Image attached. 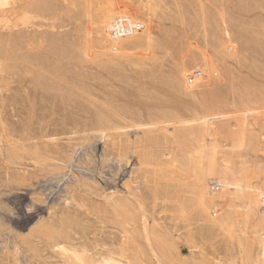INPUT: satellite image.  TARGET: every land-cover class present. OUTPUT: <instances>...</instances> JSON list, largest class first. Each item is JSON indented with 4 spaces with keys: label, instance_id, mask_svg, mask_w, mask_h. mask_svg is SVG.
Wrapping results in <instances>:
<instances>
[{
    "label": "bare ground",
    "instance_id": "1",
    "mask_svg": "<svg viewBox=\"0 0 264 264\" xmlns=\"http://www.w3.org/2000/svg\"><path fill=\"white\" fill-rule=\"evenodd\" d=\"M41 1L43 2L44 0H36L35 1L36 4L34 3L31 6H33L35 9H38L37 11H40L41 14L43 15V12L46 10L44 5L46 4H43ZM59 1L61 0H55L56 3H58ZM114 1L115 0H73V1L71 0V5L77 3L74 12H76L78 16L85 17L86 20L88 21L87 24L90 23V20L94 22L96 28L95 32H93L94 37L91 36L92 31H90L88 27L85 28L86 30L84 29L85 33H81L78 31L75 34H68L69 32L68 30L66 31L67 35L63 34L65 33L63 31L62 34L59 32L60 34L53 35L52 37L49 36L50 38L49 39L47 38L46 40L41 39L42 34L44 36H48L49 33H51L52 35V33L55 32H49L46 30L47 31L46 33L43 30L44 32L43 31L40 33L37 32V34H39L40 36L39 40L41 39L40 42L37 40L38 37L34 38L33 35H31V33L29 34L30 36L24 34H23L24 36L21 35L22 37L19 36L20 38H22V40H20V38L18 40L22 41L23 44H25L26 47H28L27 50L29 52L32 51V53L38 55V57H36L37 55L35 56L34 54L32 55L28 53L31 55L29 58L27 57V53H26L25 58L27 62H29L32 66L36 68V69L33 68L35 72L30 71V74L33 76L31 77L33 78L31 81L33 82L34 80L38 79L39 81L38 80L37 81L40 83L39 84L35 83L37 88L39 87L36 90L39 91L38 92L35 91L36 93L35 96L34 93L32 92L33 97L30 95L32 99L30 98L28 99L31 103L30 108L32 109L31 111L33 115L28 114L26 117H29L28 118L29 120L26 122L23 120H19L17 122L12 121L10 113L6 111L7 107H9L10 105L15 106V104L18 102L20 98L17 99L16 95L19 92L17 93V91H13L12 93L13 95L10 94L9 95L10 97L7 96L6 98L5 97L2 98L0 96V189H1L0 190V213H1L0 214V264H38V263L39 264H134V248L127 249L128 246L126 247V245H128L133 241L132 240L133 236L128 232L123 231L122 232L123 234L120 233V235L116 233V234H112L109 237L105 236V240L103 239L104 240L103 241L101 240L102 233L100 231H97L96 233L92 232V236H93L92 239L88 238V236L91 234L88 231L90 230L91 224L93 223L90 222L91 220L86 219L83 216V214H80L82 217L79 216L76 207L80 208L81 209L80 211L83 210L89 211L87 203L86 202L84 203V201H86L85 198L89 200L90 199L89 195L91 194L96 195V191L102 190L103 187L101 185V182H99L96 178L94 177L86 178L87 173L86 175H84L83 172L78 170L74 171V172H78L77 173L78 175H75V181L69 183L67 181L68 180L67 172H71L70 174H72L74 169L86 170L88 169L87 168L88 166H90L93 163H96V158H95L96 155H94V152L93 155L91 156L81 152L85 149L83 147V144L85 142L90 141L91 140L90 136L93 135L92 137L94 140L103 141L104 151L102 150L103 153L101 155L99 154L102 165L107 164V166H111V165L114 166L115 164V166H118L117 167L118 168L117 172H118L120 171L119 168L121 163H123V165L125 166H128L129 163L135 159V161L137 162L136 163L137 166L136 168H138L137 170H141L144 175L148 176V174H146L147 170H145V168L147 166L149 159H151L153 155L149 156L148 153H145L142 147H140V145H138L137 141L135 142L134 139L133 142L131 141L130 130H134V126H138L136 127V129L139 130V128H143V127L146 128L147 126L154 125L155 123L156 124L159 123L162 126L164 124H170L168 122L180 124L183 121V119L180 113L177 112L179 110L174 108L169 109V107L171 106L167 104L172 97L173 98L179 97V95H184L194 100L196 105H193V107H189V105H187L188 107H185L186 105H184L183 108H186L188 110H193L192 111L193 114L190 116L195 118L198 124L196 128H189V127L180 128V129L176 128V130L178 131L175 130L174 133L180 136L183 140H186L187 142L189 141L195 142L197 147H199L198 152H204V154L207 153L205 151L209 149V145H211L210 144L211 142L210 143L207 142V137L215 136L217 133L215 129L213 130L212 127V122L216 119V116L212 109L214 108V106H216V102H214L215 101L214 98L210 100H206L205 97V96H209L206 95L208 91L209 92L212 91V89H209L211 88V86L210 83L208 84L206 76L210 75L211 77V75H213L214 70L217 69L216 67L218 66V65L216 66V64H218L219 61L224 59L222 55L223 52L228 51V56L234 58L238 54V50H236L237 48L235 46L233 47L234 42L232 38V35L233 37L235 35V41L237 40L236 34H232V30L235 29L237 25L231 22L232 18H234L233 17L234 15L232 16V8H233L232 6H234L235 4V3L233 4L234 1L233 0H170L171 1L170 4L169 2H166L168 0H164L165 2L163 0L162 1L137 0L135 1L136 2L135 5L133 4L134 2L131 4V1L129 0H127L126 3H122V0L121 1L117 0L120 1L119 3L118 2L116 3V1L115 2ZM65 2L63 3L64 5L66 4ZM160 2L162 3L164 2L165 4L166 3L170 4L171 7L173 6V8L169 13L168 11H166L167 14H165L164 17L160 19V22H158L157 21L158 19L156 17V7L159 6ZM237 2L236 4L239 6L237 7L238 11L240 9V11L242 10V12H248L249 8L247 9V11H245L247 7L245 6L244 8V5L246 4L244 0H237ZM257 2L259 5L256 6L255 5L256 2H255L254 7H256V10L264 13V0H260V3L259 0ZM45 3L49 4L50 2L49 3L45 2ZM67 3L68 6L69 2L67 1ZM121 3L123 4V7L119 6V4L121 5ZM29 4L27 5L29 6ZM50 4H52V2ZM20 8L18 6V3L14 2V0H0V27L4 26L2 25L3 23L6 24L8 21L15 19L17 14H20L19 11ZM34 8L32 9L35 10ZM46 8L49 10L48 7ZM59 8L60 7H58L57 9L59 10ZM66 8L67 11L71 12L70 8L69 10L68 7ZM164 8L165 7H163L162 9ZM52 9L53 8H50L51 12L53 11ZM76 9L78 10L76 11ZM49 12L50 11H48V14ZM162 12L159 11L158 13L162 14ZM160 14H158L159 17L160 16L162 17L163 15ZM77 15L75 16L78 18ZM64 16L66 15L64 14ZM64 16H61V19L72 20L76 18L74 16L72 17L68 15L67 16L68 18L66 19L63 18ZM235 19H238V17L237 18L235 17L233 19V22H235L234 21ZM239 19L237 22L238 26L239 24H241L239 23ZM253 19H251V21ZM246 21H247L246 19L245 21H243L245 22V25L249 24L250 20H248L247 23ZM253 21H256V23L260 22V24L252 23V25L250 26H255V24L256 26L259 25V29L257 30H260V27H262L261 28V33H262L263 32L262 30H264L263 29L264 18H260L258 19V21L257 19H255ZM62 22L60 21L61 23L60 25L54 24L59 26L58 27L53 26V28L55 27L62 28L63 26L65 27L63 23H66L67 21L63 23ZM155 22L158 25L169 24L168 26L171 27L172 29L176 25L178 26L179 31L176 30L178 34L175 33V31L173 33L181 37L183 47L184 49H186L185 50L186 56L190 57V60L187 62L186 61L182 62L181 64H178L176 66L175 76L174 77L170 76L171 80H165V78H167L168 75L167 77H165L166 74L165 75L162 74L164 73L162 70H160L162 73L159 70H157L158 72H160V74L164 76V79L160 77L163 81L164 80L165 82L169 81V84L168 82H166V84L164 83L161 85L167 89L166 85L168 84L170 86V89L167 90L170 91L166 93H164L165 91L158 93V95H156V98L150 99L149 98L150 96H147L148 90L147 89L145 90L143 85L140 87L139 82H136L134 80V75L138 74L139 72L140 76L142 77H146V78L149 77L150 79H156V81H158L159 80V78H157L158 76L154 78L155 68L151 67V69L154 68V70H150L151 72L146 71L147 68L145 67L144 69L143 68L144 66L141 65L142 63L141 62H140L141 64L138 63L137 62L138 60L132 58V56H138V57L142 56L143 51L147 54L149 53L150 55V52L154 47L159 48L161 51V49H164L166 46H168V43L170 42L167 41L157 42L156 39L153 38L152 36L153 31H151V26ZM233 25L234 27L232 29L231 26ZM177 26L175 28H177ZM245 28L248 29L247 26ZM172 29L171 32L167 33V35L169 36L171 35ZM253 29H251L252 33H253ZM238 30L240 31V33L243 32L242 28L241 29L238 28L237 30L234 31V33L238 32ZM251 30L249 29V31ZM249 31L246 30V34H249L248 33ZM256 32L257 31H255V33ZM13 33L15 34L14 31ZM261 33L258 36H260ZM12 35L9 34L11 38V40L8 39L9 42L13 40L17 41V39L13 37L15 35L13 36ZM245 36L247 37V35ZM6 37L7 36L3 38ZM3 38H0L1 44L2 43L4 44V42L2 41H5V39L3 40ZM256 38L258 39V37ZM92 39H94V41ZM244 40L246 39L244 38L243 42ZM246 41L248 42L249 40ZM249 42H251V40ZM32 44L36 45V46L33 45L34 48L36 47V51L31 46ZM9 48L7 49L9 50L8 52L16 55V53H14L16 52L15 50L16 48L15 47H12L11 49ZM174 49L175 48H173V51L175 52V50L177 49L175 50ZM42 50H44L45 53L49 51L48 52L49 55L42 52ZM139 50H143V51H141L140 53ZM25 51L23 53H25ZM171 51L172 49L170 50V52ZM173 51L171 53H174ZM205 51L206 52L208 51L209 57L207 56ZM144 52L143 54H145ZM40 53L42 55H40ZM176 53L174 55H176ZM6 54H7L6 57L4 56L6 61L10 59L8 56L10 57L18 56V55L14 56L12 54L9 55V53L7 52ZM3 55L5 54H2V56ZM22 56L24 57V54ZM13 59H11L12 62ZM149 59H151V57H149ZM156 59L158 60V58ZM15 61L13 63H15ZM151 61L153 62V60ZM166 61L163 62L166 63ZM198 61H201L203 64L198 63ZM88 63L90 65H88ZM164 65L166 67H170L167 66L166 64ZM160 66H163V63ZM10 68L12 69L13 67L8 66L9 70ZM26 69L24 71H26ZM0 70H1V65H0ZM139 74L136 75L135 77H138ZM158 74L159 73H156V75ZM160 81H158V83H160ZM116 83L124 84L125 87L121 88L119 86H115ZM34 87L35 86L32 85V88ZM10 89L8 90V92L10 91ZM28 93H30V91L29 92L27 91V94ZM144 94L146 96H144ZM11 95L13 96L12 98ZM150 95L153 94L150 93ZM256 97H254V99ZM36 98L40 99L37 102L39 105L38 108H40V112L37 110L39 114H37L38 112L33 113V108L34 111L36 109L34 107L37 104L34 102ZM244 99L245 98H243V100ZM256 100H258L257 102L261 103V105L264 104V97H259ZM20 101L22 102V100ZM18 104L20 105V103ZM48 110H50L51 112L57 110V113L61 112L62 114L58 113L61 116L56 115L58 116V118L54 119L52 118L54 114L53 113H50L51 115L48 114L47 113L49 112ZM13 115L15 117V114H12V116ZM258 118L260 117L258 116ZM32 121H34L35 123L33 124ZM35 124L36 126L39 125V127L40 126L46 127L49 124L50 125L60 124L61 128L66 131L68 127L69 128L72 127V130L70 132H72L74 128L77 129V131L83 129L84 131L82 135L84 138L82 139L81 143L73 142L72 144L70 143V141L72 140V136H74V133H72L67 139L69 141H67L66 144H62V146L60 144L57 145L55 143H49V142H47V144H45L44 142L43 144H41L42 142L41 143L37 142V140L39 141V139L36 137L37 129H34ZM86 130H88L87 133ZM96 130L102 131V134L96 137L94 135V132ZM159 130L160 133H162L163 141H167L168 136L171 135V133H169L168 128L162 127ZM248 132L250 133L251 140L254 141L257 144V146L264 148V115H262L261 119H259L255 124H253V126ZM41 133L42 131L40 132V134ZM151 134L152 132L149 129L147 128L143 129L142 139H144L145 141L156 140L157 136L154 137ZM41 136L43 139H46L44 135ZM91 144H93V142H91ZM163 158H167V159H163ZM168 158H169L168 155H162L161 158L160 157L158 158L157 156L156 159L158 160V163L156 165L159 167H164L166 169L169 166L173 167L175 163H177L174 161L170 163L171 161H169ZM23 161L30 162L33 164V170L35 171L33 174L30 172H26L27 170L23 169L24 168ZM202 163L204 166L206 165V163L204 164V161ZM209 163L211 164L209 168H203V166L199 163L201 167V171L193 180V185H192L193 198H191L192 200L191 204L193 203V207L194 209H196V212L198 214L206 215L216 220L218 224L226 226L227 228H229L228 231H231L230 228H235V227L238 228L237 226L238 222H236V225L233 226L234 225L233 222H235L234 215L237 213V209L235 208H239L238 205L231 199V201H228V204L226 205L228 206L227 209L226 207H224L225 208L224 210L223 207L220 208L218 214L216 213L215 210L217 209V206H222V205H218V203L219 201H222L223 198H225L224 195L225 194L230 195V193H228L229 189H233L237 187L239 189L241 188L244 192H243V197L240 198H243L244 201L242 203L243 204L242 207L245 208L246 217L251 225L252 238L247 240V238L244 237V235L242 236L234 235V237L232 236V238L229 239H234V241H236L237 244L242 246L245 245L244 243L247 241L246 242V245L248 247L247 264H264V186H261V184H259L262 180H263L262 183L264 184V176H262L261 174L262 171L264 170V162L263 163L261 162L259 164L262 167L260 166L261 169L259 170V172L256 173L255 176L252 174V172H250L249 169L243 170L242 173H240V175H242L245 179H247L248 185H242L241 179H233V180L231 179V175L233 174V169L231 168L228 169L225 166H224L225 168L221 167L218 169V167L214 165V161L210 160ZM180 165L176 164L175 168H179ZM182 167H184V165ZM248 173L250 175H253V177L248 176ZM100 174L102 173H100L99 171V175ZM114 175L116 176V174ZM54 176L55 178H57V180L55 179V185L58 186L61 183L62 185L67 183L65 189L63 190L61 188L57 189V191L61 193V195L59 196L62 200L60 204L58 205L52 204L49 207V213L47 215V218L45 219L40 218L33 226L27 228L26 233L24 232L17 233V231L14 232L11 229V225L12 227H14V229L16 228L20 229L25 221L22 217V219L19 218H18L19 220L14 219L15 221L12 222V220L4 214L5 211H9L7 207V204L9 203L6 204L3 201V197H5L4 195L6 194V192H10L13 189L16 190L22 189L20 188V186H25L28 188L34 187V189L32 190L33 197L31 198L33 201L31 202L30 205H25L23 209V210L26 209V212L29 213L32 209L33 210L37 209L36 206H38V204H42V205L45 204L48 198L50 197V195L53 194L52 193L53 191H49L47 188H45L44 183L51 180ZM133 178H134V169L132 170L129 176L128 182L126 181L124 186L127 189L128 196H131L133 198L134 204L132 201H130L127 198L115 199L112 193L111 194L113 196L112 195L107 196L105 195L106 191H104L105 193L103 192V196L100 197L107 202V206L104 204L103 205L98 204L100 206V207L96 206L98 207V210H101V213L102 212L104 213V210L107 211L110 210L111 212H113V215L116 217L121 216L122 215L121 213H123V215L125 214V216L132 215L134 213V205L135 204L138 205V200L140 199L134 193V188L132 187V185H134ZM143 180L147 181L145 179ZM41 183H43V185H41ZM148 183L151 184L150 180L148 181ZM69 184H71L72 187H70L71 185ZM48 186L51 187V185ZM144 189L146 190V188ZM163 190L165 189L163 188ZM166 190L168 189L166 188ZM114 194L116 196V193ZM178 195H176L177 198L182 199L181 197L179 198ZM78 198H81V200L83 201V202L81 201L82 202L81 204L78 201L80 200ZM226 198L225 200H227ZM178 199L177 201H180ZM191 200H189V203ZM89 202L90 201H88V203ZM19 203L21 204V202ZM232 206H234L235 208ZM139 208H141V206ZM10 209L12 210V208ZM107 215L111 216L109 214ZM9 223L11 225H9ZM145 225L147 226V224ZM95 226L97 225H94V227ZM238 230L239 232H241L239 228ZM6 233H11L12 236H8L9 234ZM167 233H168L167 236L171 235L170 232ZM171 237L173 239V235ZM228 237H230V235ZM162 239H159L156 244L158 245L157 249L160 252V256L166 257L167 260H169L172 264H176L177 262H180L179 259L176 257L178 253V249L175 244V239H173L174 241L170 240L169 242L167 241L165 242L164 239L163 240ZM38 240H41L42 246H39V244L37 243ZM79 241H82L83 244L78 243ZM151 241L153 240H151L149 237L146 238V242L148 245H150ZM44 247H46L48 250L50 249L52 252L48 251V253H46L47 250H44L43 249ZM127 250L129 251L131 250V252L133 253L128 254ZM26 252L28 253V255L26 254ZM57 256L59 258L58 260L56 259ZM145 256L147 257V255ZM53 260H57V261L53 262ZM157 263L161 264V261L157 260Z\"/></svg>",
    "mask_w": 264,
    "mask_h": 264
},
{
    "label": "rangeland",
    "instance_id": "2",
    "mask_svg": "<svg viewBox=\"0 0 264 264\" xmlns=\"http://www.w3.org/2000/svg\"><path fill=\"white\" fill-rule=\"evenodd\" d=\"M35 1L36 0H14V2L18 3L19 8L21 7L19 10L20 14H17L15 19L8 21L6 24L3 23L2 25H4V26L0 27V31H1L0 32L1 33L0 38L7 36L6 38H3V40L5 39V41H2V42H4V44L2 43L3 45L1 44V40H0V47H1L0 48V54L2 52H3L2 54H5L3 56H2V54L0 55V65H1V70H0V80H1L0 81V83H1L0 84V96L2 98L3 97L6 98L10 94H12L13 91H17V93L19 92L16 95V98L17 99L20 98V99L15 104V106L10 105L9 107L6 108L7 109L6 111L8 113H10V115H11V120L14 122L15 121L17 122L19 120H23L26 122L29 120L28 119L29 117H26V116L28 114L33 115L32 111H31L32 109L30 108L31 103L28 99L29 98L32 99L33 93L35 96V94H36L35 91H37V92L39 91V90H36L39 87L37 88L35 83H37V84L40 83V82H38L39 81L38 79H37L38 81L34 80L36 82L31 81L33 79L31 77H33V76L30 74V71L35 72V70H33V68H35V67L26 61L25 55L27 53V57L30 58V56H31L30 54L33 55L34 53H32V51L29 52L27 50L28 47H26V45L23 44L22 41L18 40L20 38L19 36L29 35L31 33V35H33L34 38L38 37L37 40L40 42L41 39L42 40L43 39L46 40L47 38L49 39L50 38L49 36L52 37L53 35H56V34H60V33L62 34L63 31L65 32L63 34H66V31H68V30H69L68 34H75L78 31L81 33H85V30H86L85 28H87V27L90 31H92L91 36L94 37L93 32H95V29H96L94 22L92 20H90V23L87 24L88 21L86 20L85 17L78 16L77 13L74 12L75 7L77 6V3L71 5V0H61L62 2L59 1L58 2L59 4L56 3L57 1L55 2V0H52V1L44 0L45 2H48V3L52 2V4H50V3L47 4L44 1L43 2L41 1L43 4H46V5H44V7L46 9L45 11H47V12L44 11L43 15L41 14L40 11H37L38 9H35L33 6H31L35 3ZM63 1L64 2L66 1L65 5L63 4L64 3ZM67 1L69 2L68 6H67V4H68ZM115 1H116V3L117 2L119 3L121 0L120 1L115 0ZM126 1L127 0H125V1L122 0V3H126ZM129 1H131V4L134 2L133 4L135 5V3H136L135 1H137V0H129ZM233 1H234L233 4L234 3L235 4H234V6H232L233 7L232 8V16L234 15L233 17L234 18L238 17V19L242 18V19H239V23H241V24H239V26L237 24L238 19H235L234 20L235 22H233L234 18H232V20H231L232 23H234L238 26V27L236 26L237 28L235 27V29H233L234 25L231 26L233 29L232 34H236V36H237L236 37L237 42H236L235 41V35H234V37L232 35L233 42H234L233 47L235 46L237 48V49L236 48L235 49L238 50V54H237L238 56L236 55L237 58L236 57L235 58L229 57L228 51L223 52L222 55H223L224 59L219 61L218 64H216V66L217 65L218 66L216 67L217 69L214 70L213 75H211V77H210V75L206 76L207 82H208V84L210 83V86H211V88H209V89H212V91H210V92L208 91V93H210V94L207 93L206 95H209V96H205V97H206V100H210V99L214 98V100H215L214 102H216V106H214V108L212 109L214 111L215 116H216V119L212 122V127H213V130L215 129V131L217 132L215 136L207 137V142H209V143L211 142L210 143L211 145H209V149H207L205 151L207 153L204 154V152H198L199 147H197L195 142H193V141L187 142L186 140H183L180 136H178L174 133L176 128L177 129L187 128V127L196 128L197 124H198V122L195 120V118L190 116L193 114V112H192L193 110H188L186 108H183L184 105H186L185 107H188L187 105H189V107H193V105H196L194 100L190 97H187L184 95H179V97H175V98L172 97L168 101L167 104H169V106H171V107H169V109L174 108V109L179 110L177 112L180 113V115L183 119V121L180 124L177 123L178 124L177 125L176 123L168 122L170 124H164L163 126L159 123L158 124L155 123L154 125L147 126L146 128L152 132L151 135L154 137L157 136V139L153 140V141H145L144 139H142L143 138V136H142L143 129H146L144 127L139 128V130H138V129H136V127H138V126H134V130H130L131 131L130 132L131 133V141L133 142V139H134L135 142L137 141V144L140 145V147H142V149L144 150L145 153H148L149 156L150 155L154 156V157L152 156V158L149 159L150 162L148 161V163H147V166H146L147 169L145 168V170H147L146 174H148V176L144 175L141 170H137L138 169V168H136L137 162L135 161V159L132 160L128 166H125V165H123V163H121L120 168H119L120 171H118V172H117L118 166H115V164H114V166H112V165L107 166V164L102 165L100 155L104 151L103 141L94 140L92 137L93 135L90 136V139H91L90 141L85 142L83 144V147L85 149L81 152L86 153L87 155H90V156L93 155V152H94V155H96L95 156L96 163H93L90 166H88L87 167L88 169H86V170L74 169L72 174H70L71 172H67L68 183L75 181V175H78L77 174L78 172H74V171L78 170V171L83 172L84 175H86V173H87V175H86L87 177L85 176L86 178H90V177L96 178L99 182H101V185L103 187L102 190L96 191V195L95 194L89 195L90 196L89 200L87 198H85L86 201H84V203L85 202L87 203L89 211L83 210V209H82L83 211H80L81 209L76 207L79 216H81L80 214H83V216L86 219L91 220L90 222L93 223V224H91L90 230L88 231L91 233L88 236V238L92 239L93 238L92 232L96 233L97 231H100L102 233L101 240H103V239L105 240V236L109 237L112 234H116V233L118 235H120V233H122L123 231L128 232L129 234H131L133 236L132 237L133 241L131 243H129L130 246L128 244V245H126V247L128 246L127 249L134 248V264H144V263L145 264H148V263L149 264H155V263L158 264L157 260L158 261L160 260L161 264H172L169 260H167L166 257H161L160 252L157 249L158 248V245H156L157 241L159 239H162V238L164 239L165 242L166 241L169 242L170 240L175 239V244H176L177 249H178V253H177L176 257L180 261V262H177L176 264H179V263H182V264H191V263H193V264H213L214 263V264H216L217 262H218L217 264H247V262H248L247 261L248 247L246 245L247 241L244 243L245 245L242 246V245L237 244V242L234 241V239H229V238H232V236L234 237V235L235 236L244 235V237H246L247 240L252 238L251 225H250V223L246 217L245 208L242 207V205H243L242 203L244 201H243V198H240V197H243L244 191L241 188L239 189L237 187V188H233V189L228 190V193H230V195H227L224 192V194H225L224 197L226 198V196H227V198H226L227 200H225V198H223L222 201H224V202L219 201L220 204L218 203V205H222V206H217V209L215 210L216 213L218 214L220 211V208L223 207V210H224L225 209L224 207H226V209H227L228 206H226V205L228 204V201H231V199H232V201H234L239 207V208H235L234 206H232L235 209H237V213L234 215L235 219L233 218L235 222H233L234 225L233 224L232 225L235 226L236 222H238L237 226L241 230V232H239L237 227L230 228L231 231H228L229 228H227L224 225L218 224V222L216 220H214V219H212L206 215L198 214L196 212V209H194V207H193V203L191 204V202H192L191 198H193V196H192L193 180L201 171V167H200L199 163L203 166V168H209V166H211V164L209 162H210V160H212V161H214V165L216 167H218V169L221 167L222 168L226 167L228 169L231 168V169H233V174L231 175V179L232 180L233 179H241L242 185H248L247 179H245L242 175H240V173H242L243 170L249 169L250 172H252V174L255 176L256 173L259 172V170L261 169L260 168L261 165H259V164L261 162L262 163L264 162V148L257 146V144L251 140L250 133L248 132L251 129V127L253 126V124H255L259 119H261L262 115H264V104L261 105V103H258L257 102L258 100H256L259 97H264V95H263V93H264V87H263L264 86V30H262L263 31L262 33H261L262 27H260V30H257V29H259V25L256 26V24H258V23L260 24V22L256 23V21H253L255 19H257V21H258V19L264 18V15H263L264 13L256 10V7H254L255 5L256 6L259 5L257 2L258 0H248L251 2L244 0V2L246 4L249 3L248 5H246L244 3L245 4L244 8H245V6L247 7L245 9V11H247V9L249 8L248 12H242V10L240 11L239 8H238L239 9V11H238L237 7H239V6L236 4L237 0H236V2H235V0H233ZM28 2L32 3V4H29ZM53 2H55V3H53ZM164 2L163 3L160 2L159 3L160 7L159 6L156 7V17L158 19L157 20L158 22H160V19H162L165 14H167L166 11H168V13H169L173 8V6L171 7V5H170L171 4L170 0L166 1V2H169L170 4H167V3L165 4ZM122 3H121V5L119 4V6L123 7ZM254 3H255V5H254ZM259 3H260V0H259ZM24 4L25 5L29 4V6L27 5L29 8L27 6H25ZM38 4H40V3H38ZM161 5L163 7H165L166 9L165 8L162 9L163 7ZM56 6L60 7L59 10L57 9L58 7H56ZM65 6L68 7V10L70 8L71 12L67 11L66 10L67 8ZM46 7H48L49 10ZM32 8H34L35 10H33ZM50 8H53L52 12H51ZM159 8L164 12H162ZM54 10H56V11H54ZM64 10L67 12H65ZM77 10L78 9H76V11ZM48 11H50L51 14H50V12L48 14ZM159 11L162 12V14L158 13ZM57 12H59V13H57ZM72 12L75 15H77L78 18ZM248 13H250V14H248ZM64 14L66 16H64ZM158 14L163 15V16L159 17ZM60 15L64 16L63 18H66V19L68 18L67 17L68 15L72 16V17L74 16L76 18H74L72 20L71 19L70 20H68V19L63 20V19H61ZM245 19L247 21L248 20L251 21V19H253L252 20L253 22L249 21V24L245 25V22H243V21H245ZM60 21L61 22L67 21L66 23L62 22L63 25H65V27L64 26L62 28H56L55 27L56 29L53 28V26H57L54 24L60 25L61 24ZM247 21H246V23H247ZM76 22H78V23H76ZM42 23H44V24H42ZM161 23H162V20H161ZM243 23H244V25H243ZM252 23H256L255 26H250V25H252ZM35 24H38V25H35ZM83 24L85 25V27ZM168 25L167 24L166 25H163V24L158 25L155 22L151 26V31H153L152 32L153 38L156 39L157 42H165V41L170 42V43H168V46H166L164 49H161V51L159 48L154 47L151 50L150 55H149V53L148 54L145 53L143 50H139L140 53H141V51H143L147 56L145 54H143V52H142V56H139V57L138 56H132V58L138 60L137 61L138 63H140V62L142 63V64L141 63L140 64L144 66L143 67L144 69H145V67L147 68L146 71L151 72L150 70H154V68H155V70H154V76L155 77L154 78H156V76H158L157 77V78H159L158 81H160L161 78L164 79V76L162 74H164V75L166 74L165 77H167V75H168L169 78L167 77V78H165V80H171V77L175 76L176 66L178 64H181L182 62H185V61L187 62L190 60V57L186 56V52H185L186 49H184V47H183L181 37L179 35L175 34V33H177V31H179L178 26L176 25L177 28H175L176 26L175 27L173 26L174 28L172 29ZM241 26H243V27H241ZM246 26L248 27V29L245 28ZM76 27H77V29H76ZM238 28L239 29L242 28L243 32L240 33V31L238 30V32L234 33V31L237 30ZM171 29H172V33L169 36V35H167V33L171 32ZM244 29H245V31H244ZM249 29L250 30L253 29L254 34L252 33V30L249 31ZM263 29H264V27H263ZM10 30H12V31H10ZM19 30H21V31L23 30V31L21 32ZM43 30L46 33H47V31L55 32V33H52V35H51V33L48 32L49 33L48 36H44L42 34L41 39L39 40L40 36H39V34H37V32L40 33ZM246 30L249 31L248 32L249 34H246ZM254 30L257 32L255 33ZM13 31L15 32V34L13 33ZM25 31H27V32H25ZM174 31H175V33H173ZM258 31L261 33L262 37H261V35L258 36L260 34ZM5 32H7V33H5ZM2 33H5L7 35L2 34ZM11 33L15 36H13ZM9 34L12 35L15 39H17V41L13 40V41L9 42V40H11ZM45 35H47V34H45ZM245 35H247V37ZM250 35L252 38L250 37ZM44 37H46V38H44ZM256 37H258V39ZM161 38H163V39H161ZM179 38H180V40H179ZM244 38L246 40H249V41L251 40V42H249V41L247 42L246 40H244V42H243ZM241 39H242V41H241ZM20 40H22V38H20ZM92 40L94 41V39H92ZM162 40H164V41H162ZM43 43H45V42H43ZM7 44L10 45L11 47L8 46ZM247 44H249V45H247ZM33 45L36 46L35 44H32L31 46L33 48H34ZM171 45L173 46V48L177 49V50L174 49L175 52L173 51V48ZM252 45H254V46H252ZM12 47L16 48L15 49L16 52H14V53H16V55L8 52L9 50H7V49L8 48L11 49ZM2 49H3V51H2ZM20 49H22V50H20ZM25 49H26V51H25ZM34 49L36 51V47ZM171 49L174 53H171L172 51L170 52ZM259 50H261V51H259ZM5 51L7 53H9V55L12 54L14 56H17V55L18 56L17 57L8 56L10 59L6 58V59H8L6 61L5 57L7 54ZM24 51H25V53H23ZM42 52L45 53L44 50H42ZM48 52L45 54L49 55ZM176 52H178V53H176ZM28 53H30V54H28ZM175 53H176V55H174ZM205 53L209 57L208 51L207 52L205 51ZM23 54H24V57L22 56ZM34 55L36 56L37 54H34ZM40 55H42V54L40 53ZM1 56H2V58H1ZM160 56L162 58L164 57L165 60H164V58L162 59ZM36 57H38V55ZM149 57H151V59H149ZM156 58H158V60ZM3 59H4V61H3ZM11 59H13V62L15 61V63H13L11 61ZM166 59H167V61H166ZM143 60H144V62H143ZM151 60H153V62ZM154 60H155V62H154ZM2 61H3V63H2ZM163 61H166V63H164ZM158 62H160V63H158ZM162 63H163V66H160V65H162ZM198 63L203 64L201 61H198ZM164 64H166L167 66H170V67H166ZM88 65H90V64L88 63ZM8 66L13 67L12 69H14V68L15 69L12 70L10 68V70H9ZM149 66H150V68H149ZM22 67L23 68L25 67V68L23 69ZM151 67H154V68L151 69ZM261 68H263V69H261ZM25 69H26V71H24ZM6 70H7V72H6ZM157 70H159V71L162 70L164 73H162L160 71L162 73V74H160V72H158ZM14 72L17 74V76ZM156 73H159V74L156 75ZM138 74H139V72H138ZM138 74H136V75H138ZM136 75H134V80L136 82H139L140 87L143 85L145 90L146 89L148 90L147 96H150L149 97L150 99L156 98V95H158V93H161L164 91H165L164 93H166V92L170 91V90H167V89H170V86L168 85L169 81H166V82H168V84L166 85V87H167V89H166V88H164V86L161 85L164 83L166 84L165 80L163 81L161 79L160 83H158V81H156V79H150L149 77H147L148 78L147 79L146 77L140 76V74L138 77H135ZM140 77H142V78H140ZM161 82H163V83H161ZM248 83H250V84H248ZM31 84L35 86L34 87L35 89L32 88ZM115 86H119L121 88L125 87V85L121 84V83H116ZM207 87H208V85H207ZM10 88H12V89H10ZM9 89H10V91L8 92ZM32 89H34V90H32ZM27 91L28 92L30 91V93L27 94ZM261 91H263V92H261ZM150 93H152L153 95H150ZM12 95H11V98L13 97ZM144 96H146V95L144 94ZM254 97H256V98L254 99ZM243 98H245V99L243 100ZM20 100H22V102H24V103H22ZM39 100H40L39 98H36L34 102L37 103ZM143 100H145V99H143ZM147 101H149V100H147ZM18 103H20V105ZM38 106H39L38 103L36 104V106H34L36 108L35 109L36 112L34 111V108H33V113H37L38 111L40 112V108H38ZM13 107H15V108H13ZM8 110H10V111H8ZM13 110H15V111H13ZM48 111H49V112H47L48 114H50V113L54 114L52 116V118H54V119L58 118V116H56V115H60L58 113H61V112L57 113V110L56 111L54 110V112H51L50 110H48ZM197 111H198V109H197ZM39 112L37 114H39ZM55 113H57V114H55ZM12 114H15V117H14V115L12 116ZM24 114H26V115H24ZM258 116L260 118H258ZM32 123L34 124L35 122L32 121ZM49 125L46 127L45 126L39 127V125L36 126V124H35L34 129H37L36 137L39 139V141L37 140V142H40V143L42 142L41 144H43V142L45 144H47V142H49V143H55L57 145L60 144L62 146V144H66L67 141H69L67 139L69 138L70 134H72V133H74V136H72V140L70 141V143H72V144H73V142L81 143L82 139L84 138L82 135V133L84 131L83 129L80 131H77V129L74 128V130L72 132H70L72 130V127H70V128L68 127V129L66 131V130H63L61 128L60 124H57V125L54 124V125H50V126ZM162 127H167L169 130V133H171V135L168 136L167 141H163L162 133H160L159 129H161ZM77 128H80V127H77ZM140 129H142V130H140ZM245 129H246V131H245ZM238 130H239V132H238ZM41 131H42V133L40 134ZM176 131H178V130H176ZM87 132H88V130H86V133ZM106 132H108V131H106ZM234 133H235V135H234ZM101 134H102V131L96 130L94 132V135L96 137L100 136ZM41 135H44L46 137V139H43ZM91 142H93V144H91ZM42 148H44V147H42ZM162 155H168L169 156L168 159H169V161H171L170 163H172L173 161L177 162V163H175V165L176 164L180 165L182 163L179 166L180 169L175 168V165L173 167L169 166L170 168L167 167L166 169L164 167L157 166L156 164L158 163V160L156 158H157V156H158V158L159 157L161 158ZM203 155H204V157H203ZM205 156H206V159H205ZM153 158H155V159H153ZM97 159H98V161H97ZM129 159H131V158H129ZM163 159H167V158H163ZM203 159H205V160H203ZM154 160H156L157 162ZM203 161H204V164L206 163L205 166L202 163ZM178 162H180V163H178ZM183 165H184V167H182ZM23 167H22L23 169L27 170L26 172H30L32 174L35 172L33 170V164L30 162L23 161ZM133 169H134V178H133L134 185H132V187L134 188V193L140 198L138 200V205L137 204L134 205V213L132 215H126V216H125V214L123 215V213H121L122 215L118 216V217L114 216L113 212H111L110 210H108V211L104 210V213L103 212L101 213V210H98V207H100L99 205L104 204L107 206V202L103 198H101L103 196L104 191H106V193L105 192L104 193L107 196H109V195L111 196L113 194L114 196L113 195L112 196L115 197V199L127 198L130 201H132L134 204L133 198L131 196H128L127 189L124 186L125 182L126 181L128 182L129 176H130ZM153 170H155V171H153ZM99 171L102 174L99 175ZM114 174H116V176ZM261 174H262V176H264V170L262 171ZM253 175H250L248 173V176L253 177ZM149 176H151V177H149ZM218 178H219V176H218ZM55 179L57 180V178H55V176H54L51 180L44 183L45 188H47L49 191H53L52 192L53 194L50 195L47 202L43 205L38 204V206H36L37 209H34V210L32 209L29 213L26 212V209L25 210H23V209H24L25 205H30L31 202L33 201L31 198L33 197L32 196V193H33L32 190L34 189V187L28 188L25 186H20V188H22L23 190L22 189H18V190L13 189L10 192H6V194L4 195L5 197H3V201L6 204L9 203V204H7V207L9 209V211L11 210L10 208H12V210L10 212L5 211L4 214L8 218H10L12 220V222L15 221L16 219L17 220L22 219V217L25 221L24 223L22 222L23 224H22L20 229L19 228L14 229V227H12V225L9 223V225H11V229L14 232L17 231V233H23V232L26 233L27 228L33 226L40 218H44V219L47 218V215L49 213V207L52 204H55V205L60 204V202L62 201L61 198L59 197L61 195V193H59L57 191V189H60V188L62 190L65 189V187L67 186V183H65L63 185H62V183L59 184L60 186L62 185L60 187L59 185L58 186L55 185ZM143 179H145L147 181H144ZM149 180H150L152 186H151V184L148 183ZM103 181H104V184L106 185V187L103 184ZM155 182H156V184H155ZM262 182H263V180L259 184H261V186H264V184ZM153 184H154L155 188H154ZM41 185H43V183H41ZM48 185H51V187L53 185L54 186L51 188ZM69 185H71V184H69ZM168 185H170V186H168ZM140 186H142V187H140ZM70 187H72V185ZM147 187H148V189H147ZM258 187H259V185H258ZM144 188H146V190ZM163 188L165 190H163ZM166 188L168 190H166ZM42 189H43V187H42ZM149 191H151L152 193ZM167 191H168V193H167ZM169 192L170 193L172 192V193L170 194ZM114 193H116V196ZM141 195H142V197H141ZM176 195H178V197L179 198L181 197L182 199H178ZM143 196H144V198H143ZM172 198H174V199H172ZM176 198L178 200H180L181 202L177 201ZM188 198H190V199H188ZM78 199H80L78 201L81 204L83 201L81 200V198H78ZM184 200L185 201L187 200L188 203H189V200H191V201L188 204L187 201L185 202ZM88 201H90L89 202L90 205H89ZM19 202H21V204ZM183 204H184V206H183ZM21 206H22V208H21ZM96 206H98V207H96ZM140 206L142 209L139 208ZM16 207H18V208H16ZM108 208H109V206H108ZM97 211H98V213H97ZM32 212H34V213H32ZM221 212H222V210H221ZM106 213L111 215V216H108ZM56 214H57V212H56ZM25 216H27V217H25ZM28 216H30V217H28ZM93 216H94V218H93ZM143 216H144V219H143ZM93 219H94V221H93ZM144 220L146 221V223ZM145 224H147V226ZM94 225H97V226L94 227ZM144 225H145V227H144ZM92 227L94 228V231H93ZM91 228H92V230H91ZM236 228H237V231H236ZM132 229H134V230H132ZM189 230H190V232H189ZM142 231H144V232H142ZM167 232H170L171 235L167 236V234H168ZM190 233H191V235H190ZM6 234H9L8 236H12L11 233H6ZM172 235H173V239L171 237ZM229 235H230V237H228ZM148 237L151 240H153V241H151L150 245H148L146 242V238H148ZM244 240H246V239H244ZM183 241H185V242H183ZM37 243L39 244V246H42L41 240H38ZM78 243H82V241H79ZM150 246H151V248H150ZM45 248L46 247H44L43 249L47 250L46 253H48V251L52 252L50 249L48 250L47 248L46 249ZM230 248H231V250H230ZM149 249H151V250H149ZM127 251H128L127 252L128 254L133 253V252H131V250L130 251L127 250ZM26 254L28 255L27 252H26ZM145 255H147V257ZM148 258H149V261H148ZM56 259L57 260L59 259L58 256ZM57 260H53V262L54 261L56 262ZM135 262H137V263H135Z\"/></svg>",
    "mask_w": 264,
    "mask_h": 264
}]
</instances>
